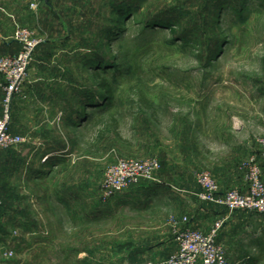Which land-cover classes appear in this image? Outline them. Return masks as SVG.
Masks as SVG:
<instances>
[{
	"label": "rangeland",
	"instance_id": "374dc122",
	"mask_svg": "<svg viewBox=\"0 0 264 264\" xmlns=\"http://www.w3.org/2000/svg\"><path fill=\"white\" fill-rule=\"evenodd\" d=\"M30 15L19 27L39 45L9 106L25 142L0 153V264H114L127 227L153 223L166 196L204 207L202 173L216 180L262 154L264 0H40ZM151 159L156 180L122 192L139 198L103 202L111 165ZM121 204L155 210L115 218ZM100 210L108 217L87 223Z\"/></svg>",
	"mask_w": 264,
	"mask_h": 264
},
{
	"label": "built area",
	"instance_id": "2783aa9c",
	"mask_svg": "<svg viewBox=\"0 0 264 264\" xmlns=\"http://www.w3.org/2000/svg\"><path fill=\"white\" fill-rule=\"evenodd\" d=\"M40 0H29V8L36 12ZM15 40L21 45L16 56L0 58V75L4 78L3 92L5 108L0 115V153L3 150L20 146L24 137L10 132L9 106L17 96L23 93L28 72L34 60L39 42L34 40L28 29L17 27ZM264 157V140L260 142ZM48 159L47 157L45 158ZM160 163L156 159L135 162L119 160L111 165L102 181L101 193L103 202L107 203L119 193L143 182L156 180ZM248 193L232 189L223 192L216 180L207 172L198 178L201 192L198 199L203 203L223 208L227 216L218 218L209 233L188 227L189 220L171 218L172 235L177 250L169 258L159 261H148L135 264H228L225 246L218 242V236L230 216L238 211L264 214V180L263 170L254 157L246 160L242 166ZM12 255V253H11Z\"/></svg>",
	"mask_w": 264,
	"mask_h": 264
},
{
	"label": "crops",
	"instance_id": "0c3cea01",
	"mask_svg": "<svg viewBox=\"0 0 264 264\" xmlns=\"http://www.w3.org/2000/svg\"><path fill=\"white\" fill-rule=\"evenodd\" d=\"M46 4L48 5V2ZM30 11L29 0H0V57L11 56L20 52L21 45L14 40L13 35L16 26L27 24L29 19H31ZM0 78L4 82L2 75H0ZM2 112L0 109V115ZM257 159L263 170L264 180V157L261 154ZM241 171V167L238 170L229 168L223 170L221 176H216V180L223 192L236 189L244 194L248 193V185L244 180V172ZM123 194L116 195L113 200L121 199L125 201V198L128 197V201H133L139 198L138 195L127 196ZM75 197V194L63 196L58 202L63 208L71 209L72 204L70 202L75 201ZM117 197L119 198L117 199ZM150 199V197L146 198L147 201H150ZM173 201L175 200L172 197L166 196L163 202H161L162 204H159L162 205L164 210L163 212H158L153 223L142 225L131 223V226L127 227L132 233V240L130 243L127 242L117 247L120 253L118 261L114 264H135L169 258L177 250L172 235V228L170 227L172 214L181 219V217L188 215L189 211L187 207L193 208L191 211L192 216L187 226L204 233L210 232L211 227L218 218L228 215L223 208L208 203H204V207H195L194 205H180L178 207L174 203L172 208L170 205H173ZM121 207L122 210L118 212L119 214L115 215V218H120L123 215L120 213H125V216L131 215V217L138 216L140 218L145 215L150 217L155 210L154 205L149 206L146 210H144L145 206L142 209L137 204L136 206L133 204H121ZM125 207L128 208L126 209ZM182 207L184 208L182 209ZM105 211L100 210L99 215L95 214L94 216L90 213L87 223L96 222L99 219L103 221V219L108 217ZM26 221L28 222L29 220ZM28 223L30 226L34 222L30 220ZM141 232H146L148 236L137 239L134 235ZM218 242L225 246L228 264H264V214L245 211L233 213L220 231Z\"/></svg>",
	"mask_w": 264,
	"mask_h": 264
},
{
	"label": "trees",
	"instance_id": "16d2710c",
	"mask_svg": "<svg viewBox=\"0 0 264 264\" xmlns=\"http://www.w3.org/2000/svg\"><path fill=\"white\" fill-rule=\"evenodd\" d=\"M169 26H170V25H169ZM160 27H161V28H164V27H166V26H165L164 24H161ZM169 29L172 30L171 26L169 27ZM17 55H18V54H17ZM14 56H16V55H14ZM95 79H96L97 81H99L98 86H99V88L105 93V96H106V98L109 100V102L112 101V100H113V97H114V90H113V87H112L111 83H110L108 80H101V81H100V79H101L100 74H96V75H95ZM14 100H15V99H14ZM143 103H144V105H145L146 107H148V108L151 107L150 104H149V102H148L147 100H144ZM94 109H96V108H94ZM150 109H151V108H150ZM111 121H112V126L114 127L115 135H116L117 138H119V133L117 132V130H118V123H117V120H116L115 118H112ZM9 130H10V129H9ZM50 159H52L51 156H49V158H48L47 160L49 161ZM57 164H59V163L56 162L55 165H57ZM132 188H133V187H132Z\"/></svg>",
	"mask_w": 264,
	"mask_h": 264
}]
</instances>
